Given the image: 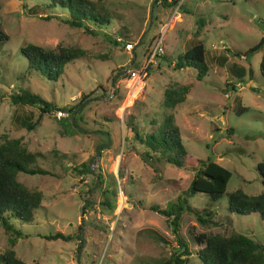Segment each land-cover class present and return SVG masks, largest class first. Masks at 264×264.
<instances>
[{"label": "rangeland", "instance_id": "374dc122", "mask_svg": "<svg viewBox=\"0 0 264 264\" xmlns=\"http://www.w3.org/2000/svg\"><path fill=\"white\" fill-rule=\"evenodd\" d=\"M89 1L108 15L94 34L65 23L67 9L51 0H0L7 35L0 40V143L20 139L36 154L32 166L46 170L17 173L24 186L40 191L41 200L31 221L9 217L23 234L13 245L15 255L33 264H162L183 249L166 217L150 206L163 208L178 194L192 209L189 214L183 208L178 218L177 233L187 250L179 257L186 263H199L195 251L200 244L193 240L198 233L238 232L264 245V219L256 213L237 215L226 206V193L235 188L247 194L262 189L256 164L264 162V77L258 71L264 55V0H182L176 13L175 4L164 6L160 0ZM161 31L163 56L140 73L145 49ZM261 37V46L245 58L242 52ZM196 40L203 44L207 65L200 78L191 67L172 66L175 56ZM125 42L132 44L134 57L132 49L123 48ZM27 43L75 48L81 54L50 79L27 66L19 50ZM241 68L243 75L237 77ZM181 86L186 87L183 102L163 106L165 89ZM20 88L56 108L13 104L9 96ZM74 105L73 124L92 132L75 129L72 114L55 117L58 107ZM237 105L246 109L236 112ZM168 113L185 149L183 167L144 161L147 148L138 138L160 131ZM22 118L37 122L28 130L20 125ZM106 141L93 173L78 172L80 164H92L95 146ZM207 159L230 172L215 200L198 191L186 195L196 162ZM94 173L103 177L101 187L114 185L112 209L100 204ZM205 211L210 222L196 220L195 212ZM56 231L71 239L44 238ZM7 247L0 225V253Z\"/></svg>", "mask_w": 264, "mask_h": 264}, {"label": "trees", "instance_id": "16d2710c", "mask_svg": "<svg viewBox=\"0 0 264 264\" xmlns=\"http://www.w3.org/2000/svg\"><path fill=\"white\" fill-rule=\"evenodd\" d=\"M176 1L160 0V3L169 6L174 5ZM50 3L53 6L57 4L59 7L67 9L68 17L63 19L65 23L75 27H86L87 32L90 34H94L96 29L108 22L107 13L96 10L89 0H51ZM89 25L91 26L90 29H88ZM6 38L7 35L2 30L0 22V40ZM262 43L263 37L242 52V55L246 58L247 54L258 49ZM19 50L27 60L29 68L39 69L50 79H55L61 73L65 64L81 54L75 48L57 46L55 49H44L32 43L20 46ZM172 66L176 69L191 67L194 69L197 78L204 75L207 65L202 42L197 40L191 42L182 53L175 56ZM140 69L139 64V71ZM148 70L149 67L142 73L146 74ZM258 71L264 77V55L259 60ZM243 72L241 68L235 72V75L241 77ZM228 85L231 88L233 87L231 84ZM185 89V86L177 89H165L162 105L172 108L177 103L183 102ZM9 98L13 104L35 106L40 111L56 108L51 102L24 88H20L17 93L10 94ZM75 107L77 105L72 108L58 107V109H66L72 114ZM245 109L246 107L237 105L236 112ZM36 122L37 120L28 121L24 118L19 121L20 125L28 130L34 127ZM227 131H230V129H227ZM138 139L147 148L144 161L151 166L154 161H163L175 167H183L186 164L184 161L185 149L181 143L178 128L173 123L171 113L163 117L160 131L149 132ZM35 157L36 154L25 149L18 138L0 143V225L7 235L8 243V247L0 253V264H33L26 263L15 255L13 245L23 234L20 230L14 228L9 221V217L13 216L20 221L29 222L33 218L35 209L40 205V191L27 188L17 178L18 172L25 174L46 173V170L32 166ZM76 170L84 173L87 171V165L82 163L80 168ZM256 170L260 177L262 189L255 194H247L240 188H235L226 193L228 211L237 215L256 213L260 219H264V162H258ZM229 175V170L217 162L209 159L197 161L186 195L198 191L205 193L210 200H215L223 193ZM103 183V177L99 175L98 187L100 188ZM100 194L102 196L100 204L106 209H112L117 196L114 185L112 187L104 185L100 189ZM88 202L90 203V201ZM150 208L166 217V221L172 225L175 241L182 247L183 253H187L185 242L177 233L180 211L184 208L187 213L192 214V209L187 205L185 195L178 194L175 202H170L163 208L157 206H150ZM209 214L208 211H205L201 214L195 212L194 215L196 220L202 223L210 222L208 220ZM44 238L69 240L71 235L56 231L44 235ZM76 238L79 240L80 235H76ZM193 240L200 244V247L195 251L198 264H264V245L242 233L233 232L227 236L218 233H198L193 237ZM183 253L179 255L173 253L162 264H188L183 258L179 257Z\"/></svg>", "mask_w": 264, "mask_h": 264}, {"label": "built area", "instance_id": "2783aa9c", "mask_svg": "<svg viewBox=\"0 0 264 264\" xmlns=\"http://www.w3.org/2000/svg\"><path fill=\"white\" fill-rule=\"evenodd\" d=\"M181 1L182 0L176 1L175 6L173 7V12L176 13V11L179 9L178 6ZM162 41H163V31H161L158 35H156L153 42L146 48V52L144 53L143 59L141 60L140 63V67H141L140 73H142L149 66L153 65L156 62V58L163 53ZM123 48L125 50H130L132 49V44L130 42H125L123 44ZM69 115L70 113L68 110L56 109L55 111L56 118L68 117Z\"/></svg>", "mask_w": 264, "mask_h": 264}, {"label": "water", "instance_id": "95a60500", "mask_svg": "<svg viewBox=\"0 0 264 264\" xmlns=\"http://www.w3.org/2000/svg\"><path fill=\"white\" fill-rule=\"evenodd\" d=\"M150 19H151V7H150V11H149V22H150ZM131 55H132V57H134V52H133V49L131 50ZM70 123H71V125L72 126H74L75 127V129H78V130H80V131H86V132H92V131H90V130H84L82 127H80V126H78V125H74L73 124V114H72V116H71V118H70ZM108 140V139H107ZM108 145V143H107V141L106 142H104V143H100V144H98V145H96L95 146V149H94V151H95V156H94V158H93V160H92V164L87 168V172L88 173H93L92 172V166H94V162L96 161V160H98V157H99V148L100 147H105V146H107ZM97 179H98V174L97 173H94V183H93V187L96 185V181H97ZM89 192V191H88ZM87 192V193H88ZM87 200V199H86ZM86 200H85V202H86ZM81 221H82V218H80V224H81ZM80 238H81V236H80Z\"/></svg>", "mask_w": 264, "mask_h": 264}, {"label": "flooded vegetation", "instance_id": "af4514ba", "mask_svg": "<svg viewBox=\"0 0 264 264\" xmlns=\"http://www.w3.org/2000/svg\"><path fill=\"white\" fill-rule=\"evenodd\" d=\"M62 125H64V124H62Z\"/></svg>", "mask_w": 264, "mask_h": 264}]
</instances>
